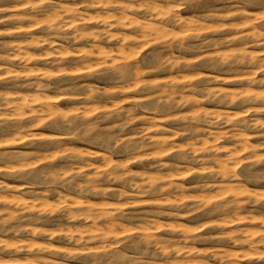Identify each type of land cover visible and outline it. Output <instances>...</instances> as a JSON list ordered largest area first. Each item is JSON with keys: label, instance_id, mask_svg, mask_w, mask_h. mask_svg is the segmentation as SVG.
Wrapping results in <instances>:
<instances>
[{"label": "rangeland", "instance_id": "obj_1", "mask_svg": "<svg viewBox=\"0 0 264 264\" xmlns=\"http://www.w3.org/2000/svg\"><path fill=\"white\" fill-rule=\"evenodd\" d=\"M26 1L0 0V21H2L0 22V167L7 165L10 167L11 165L17 169L22 163L29 164L22 170L0 169V264H25V256L27 259L29 257L33 259V255L34 258H37V255H42V257L65 261H61L62 264L67 261L66 264H99V262L93 261L96 258L108 259L100 264H161L162 262L167 263L169 260L172 261L173 258L177 262L176 264L183 259L201 260L203 258L209 259L212 264H218L213 256L209 255L212 250L213 253L222 254L223 247L239 251L243 249L242 246H234L232 241H217L218 237L224 236L229 229L233 231L237 227L236 229H247L250 233L256 234L264 231V227L254 224L220 228L218 224L223 222L228 214L210 210L215 207L216 203L217 205L218 203L226 204V202L235 199V194L240 191L239 185H241L240 181L234 177H229L224 181L220 174L219 164L213 159L219 155L221 158L225 155V159L228 156L226 152L224 153L226 148L239 146V149L240 145H246L245 140H248L247 145L252 146H250L251 151L240 150L241 152L237 156L239 161L236 162L237 158L229 161V168L232 166L236 169L241 182L249 189H253V193L264 197V0H157L160 8H164L165 12L168 9L169 13L164 12L165 14L163 13L164 9L160 8V14L150 12L145 6L150 0H122L123 2L120 3V0H114L117 1L115 4L114 1L107 0L109 2L105 8H95L91 4L94 0ZM136 2L144 8L137 7ZM121 3H123L122 5H131L133 8L124 11L120 7ZM171 3L172 5L167 6ZM62 5L65 8L60 7ZM74 7L76 11H69ZM169 9L171 10L169 11ZM242 9H245V12ZM173 10L174 12H172ZM45 11L49 13L46 14ZM78 11H82V13ZM86 11L89 15L86 14ZM122 11L133 16L137 14L135 16L138 19L129 14L123 15ZM107 12L112 13V16ZM177 13L185 15L183 18H188V22L197 20L199 24L195 22L189 26L187 24H173L172 26L171 24L170 29L167 28L166 31L152 33L154 36L148 32L146 36L141 35L145 33L142 30V25L145 26L147 20V22L162 24V21L165 20H162L164 17L161 16H173ZM208 13H212V16ZM49 14L51 16H48ZM113 14L118 17L119 21L126 17L121 21L122 24L120 23L123 27L118 24V19L116 20ZM102 16H105L106 21L101 18ZM119 16L124 17L120 18ZM89 17H93L92 21ZM88 18L90 20L85 21ZM127 18L132 20H127ZM73 20L77 22H73ZM135 20L139 23L137 24ZM249 20H251L250 25ZM108 23L113 26L109 28ZM185 27L189 32L187 30L185 32ZM26 29L28 30L26 31ZM78 29L79 32H77ZM3 30L6 32L3 33ZM119 30H122V33ZM108 31L111 34H108ZM118 36L120 37L117 38ZM142 36H144L143 39H140ZM31 42L33 43L31 44ZM36 43L39 44L35 45ZM126 50H130V52ZM136 67L141 69L131 71ZM123 71L128 77L121 73ZM122 75L124 76L122 77ZM93 88L95 90H92ZM181 89L180 93L183 96L178 94ZM194 93L199 95V98ZM19 95L28 96L31 106L17 107V104L19 106ZM186 95L187 97H185ZM220 95L222 96L220 97ZM32 98H43L50 101L55 99L59 102L49 110L44 107V104L32 102ZM192 98L194 99L192 100ZM42 109L43 111H41ZM145 119L149 121V124L147 121H143ZM246 121H249L248 127H245ZM225 135L226 138H224ZM161 138L168 139L167 147L160 148L154 144ZM2 144L4 146H1ZM135 144L139 145L135 146ZM137 146L142 148L138 149ZM166 149L169 151L166 152ZM26 152L29 155L22 160L19 154ZM104 153L108 154L111 160L101 159ZM208 157L210 158L208 159ZM85 161L93 164L90 166ZM120 165H123L124 168ZM94 166H97L96 169ZM58 170L61 171L58 172ZM151 170L158 171L154 173L155 171ZM53 173L55 177H53ZM123 174L124 176H122ZM156 174L160 178L157 181L159 187L168 188L167 184H171L169 192L162 191L159 187L155 190L148 188L150 186L148 176ZM90 177L97 185V191L90 187L94 184L88 180ZM168 178L171 180H167ZM200 180L201 182H199ZM180 182L182 184L179 186L184 188L182 190L175 189ZM8 184L14 188L6 187ZM102 185L106 189L101 188ZM198 186L201 189H198ZM203 186L206 187L203 188ZM68 195L72 197L68 198ZM167 197L173 199L172 206L162 204ZM246 198L239 195L238 200L245 201ZM82 199L97 206H103L107 208L105 210L113 211L111 213L122 219L121 221L126 227L123 226V229H120L122 236L118 239L103 238L102 235L91 239L86 236L87 240L83 239L79 246L75 241L79 237L78 235L74 239L67 238L69 235L64 231H67L69 227H74L75 222L76 226L92 224L91 220L71 221L66 215L67 210L69 212L72 210L78 212L77 209L83 211L84 208L74 206L77 200L82 201ZM108 203L111 205L109 206ZM6 207H8L7 210ZM113 207L115 208L113 209ZM247 207L240 210L239 215L245 216L254 212L252 205ZM12 209L16 213H10ZM3 210L5 211L3 212ZM171 211L175 214L169 216L168 213ZM184 212L186 217L179 215L185 214ZM33 214L34 216L37 214L38 217H34ZM216 214L218 215L216 216ZM13 215L20 217H13ZM37 218L40 219L37 220ZM145 220L150 222L147 221V223ZM69 221L72 222V226L68 224ZM155 221L158 222L155 223ZM98 222L103 226L105 224V220ZM143 222L147 226L143 225ZM161 222L165 224L160 225ZM174 222H179V224L174 225ZM216 223L218 224L216 225ZM173 225L174 227H172ZM201 226L203 227L200 228ZM168 227L172 229H168ZM38 228L43 229V235H35L34 230L37 231ZM156 228L157 230H155ZM53 230L57 233H54ZM213 233L214 235L210 236ZM183 234L188 236V240H183ZM31 238L33 242L29 240ZM242 238L244 237L242 236ZM146 241L152 242L148 245L145 243ZM97 242L103 243L99 246ZM42 243L43 245L56 244L61 248L69 246L67 249L71 248L68 250L72 252L70 254L68 251L40 252L38 248L42 246ZM157 243L158 245H155ZM103 244H106L105 248ZM172 244H176L175 247ZM162 245L168 247V255L163 253ZM189 245L193 248H190ZM29 246L31 247L29 248ZM84 248L86 249L84 250ZM180 249L184 254L177 253ZM188 249L192 251L189 253ZM198 251L206 252L199 254ZM118 253H125V258H117L116 254ZM13 256L18 260L14 261ZM195 256L198 257L195 258ZM154 259H157V262ZM248 263L263 264L264 261L242 262V264Z\"/></svg>", "mask_w": 264, "mask_h": 264}, {"label": "bare ground", "instance_id": "obj_2", "mask_svg": "<svg viewBox=\"0 0 264 264\" xmlns=\"http://www.w3.org/2000/svg\"><path fill=\"white\" fill-rule=\"evenodd\" d=\"M27 1H30V0H27ZM26 1V2H27ZM110 1V0H109ZM109 1H103V0H98V1H96L95 2V0H94V2H92L91 4H93V6L95 7V8H105V6H106V4L109 2ZM112 1H114V0H112ZM119 1V0H118ZM122 0H120L119 1V3L121 2ZM124 1V0H123ZM122 1V2H123ZM166 1V0H165ZM22 2H24V1H22ZM91 2V1H90ZM117 1H114V4L116 3ZM132 2V1H131ZM159 1H157V0H150V1H148L147 2V4H145V6L147 7V9L150 11V12H153V13H157V14H160V9H164V8H160L161 6H160V4L158 3ZM176 3H177V1H175ZM111 3V2H110ZM125 3H126V1H125ZM124 3V4H125ZM137 3V2H136ZM140 3H141V1H140ZM144 3V2H143ZM160 3H161V1H160ZM166 3V2H165ZM164 3V4H165ZM13 4V3H12ZM27 4V3H26ZM25 4V5H26ZM28 4H29V2H28ZM32 4V3H31ZM57 4V3H56ZM61 4H63V3H61ZM81 4H83L82 2H81ZM123 3H121L120 4V7L121 8H123L124 9V11H126V10H128V9H132L133 7L130 5H122ZM138 4V3H137ZM163 4V3H162ZM163 4V5H164ZM182 4V3H181ZM207 4V3H206ZM14 5V4H13ZM19 5V4H18ZM63 5H65V4H63ZM60 6V7H64V6ZM76 5V4H75ZM74 5V6H75ZM133 5V4H132ZM141 5V4H140ZM166 5V4H165ZM169 5H172V3L171 4H167V6H169ZM177 5V4H176ZM238 5V4H237ZM31 6V5H30ZM177 6H179V5H177ZM181 6V5H180ZM209 6V5H208ZM225 6V5H224ZM230 6H232V5H230ZM19 7V6H18ZM56 7V6H55ZM65 7H66V5H65ZM64 7V8H65ZM68 7H69V5H68ZM71 7V6H70ZM77 7V6H76ZM132 7V8H131ZM137 7H143L144 8V6H139V4H138V6ZM229 7V6H228ZM17 8V7H16ZM45 8V7H44ZM53 8V7H52ZM72 8V7H71ZM135 8H136V6H135ZM160 8V9H159ZM205 8V7H204ZM208 8V7H207ZM225 8V7H224ZM70 9V8H69ZM68 9V10H69ZM119 10H120V8H118ZM137 9H139V8H137ZM234 9H236V8H234ZM67 10V9H66ZM97 10V9H96ZM109 10V9H108ZM162 10H161V12H162ZM171 9H169V11H170ZM239 10V9H238ZM243 10V9H242ZM245 10V9H244ZM243 10V11H244ZM29 11V10H28ZM53 11V10H52ZM69 11H76V9H75V7L73 8V9H71V10H69ZM83 11H85V10H83ZM88 11V10H87ZM87 11H86V14L87 15H89L88 13H87ZM110 11V10H109ZM118 11V10H117ZM175 11H177V10H175ZM208 11V10H207ZM211 11V10H210ZM228 11V10H227ZM46 12V11H45ZM55 12V11H54ZM64 12V11H63ZM78 12H81L82 13V11H78ZM105 12V11H104ZM119 12V11H118ZM165 12V9L163 10V13ZM166 12H168V9H167V11ZM165 12V13H166ZM172 12H174V10L172 11ZM178 12H180V11H178ZM202 12H204V11H202ZM201 12V13H202ZM206 12V11H205ZM240 12V11H239ZM242 12V11H241ZM245 12V11H244ZM30 13V12H29ZM49 12H46V14H48ZM53 13V12H52ZM68 13V12H67ZM108 14H110V12H107ZM106 13V14H107ZM121 13V12H120ZM122 13H124L123 15H132V14H130V13H128V14H125V12H123L122 11ZM121 13V14H122ZM143 13V12H142ZM164 13V14H165ZM169 13V12H168ZM167 13V14H168ZM214 13H215V11H214ZM222 13V12H221ZM220 13V14H221ZM246 13H248V12H246ZM54 14V13H53ZM59 14V13H58ZM107 14V15H108ZM112 14V13H111ZM110 14V15H111ZM119 14V13H118ZM164 14H162V15H164ZM170 14H171V12H170ZM206 14H207V12H206ZM210 13H208V15H209ZM212 14V13H211ZM210 14V15H211ZM218 14V13H217ZM15 15V14H14ZM27 15V14H26ZM62 15V14H61ZM113 15H115V14H113ZM135 15H137V14H135ZM134 15V16H135ZM202 15H204V14H202ZM18 16V15H17ZM19 16H21L20 14H19ZM48 16H51L50 14L48 15ZM84 16V15H83ZM97 16H99V15H97ZM106 16V15H105ZM105 16H102L101 18L103 19ZM112 16V15H111ZM118 16V15H117ZM121 16V15H120ZM119 16V17H120ZM133 15H132V17H134ZM149 16H150V13H149ZM155 16L156 17H158L156 14H155ZM160 16V15H159ZM166 16V15H165ZM165 16H161V17H164L162 20H165V21H162V24H159V23H151V21H149V22H147L146 20V23H145V26L144 25H142L143 26V32H145V33H140L141 35H143L144 34V36H146V33L148 32V33H150V34H157L158 32H163V31H166L167 30V28H169V27H171L170 25L172 24V26H173V24L174 25H176V24H182V25H184V24H187V26H189V24H191V23H193V22H195L194 20H190L191 18V15H190V22H188V18H186V19H184L183 18V16L185 17V15H181V14H178L177 13V15H173V16H167V17H165ZM200 16V15H199ZM212 16V15H211ZM27 17V16H26ZM29 17V16H28ZM43 17V16H42ZM114 18L116 17V15L115 16H113ZM113 17H111V18H113ZM122 17H124V16H122ZM122 17H120V18H122ZM129 17H131V16H129ZM136 18H137V16H135ZM134 17V18H135ZM187 17V16H186ZM206 17H207V15H206ZM215 17H216V15H215ZM3 18V17H2ZM10 18V17H9ZM62 18V17H61ZM83 18V17H82ZM90 19H91V21H92V18L93 17H89ZM88 18V20L86 19H84L85 21H89L90 19ZM135 18V19H136ZM140 18V17H139ZM155 18V17H154ZM197 18V17H196ZM210 18H212V17H210ZM218 18V17H217ZM220 18V17H219ZM218 18V19H219ZM248 18V17H247ZM246 18V19H247ZM6 19V18H5ZM118 19V17H116V20ZM126 19V17L124 18V19H121L120 21H119V19H118V21L117 22H119L118 24L120 25V23H121V21L122 20H125ZM129 18H127V20H128ZM138 19V18H137ZM143 19H144V17H143ZM215 19V18H214ZM17 20V19H16ZM28 20V19H27ZM70 20V19H69ZM72 20V19H71ZM83 20V19H82ZM104 20H105V18H104ZM129 20H132V19H129ZM139 20H141V19H139ZM153 20V19H152ZM239 20H242V19H239ZM238 20V21H239ZM244 20V19H243ZM95 22H98L97 20H94ZM106 21V20H105ZM142 21V20H141ZM145 21H143V22H145ZM154 21V20H153ZM205 21V20H204ZM213 21V20H212ZM217 21V20H216ZM244 21H246V20H244ZM250 22H249V25H250V23H251V20H249ZM0 22H2V21H0ZM17 22H18V20H17ZM41 22V21H40ZM63 22V21H62ZM69 22V21H68ZM73 22H77V21H74L73 20ZM72 22V23H73ZM100 22H101V20H100ZM102 22H103V20H102ZM116 22V23H117ZM124 22H126V21H124ZM134 22V21H133ZM135 22L137 23V21L135 20ZM142 22V23H143ZM158 22V21H157ZM201 22H203L202 20H201ZM253 22V21H252ZM43 23V22H42ZM67 23V22H66ZM70 23V22H69ZM130 23V22H129ZM128 23V24H129ZM139 23V22H138ZM137 23V24H138ZM195 23H198L197 22V20H196V22ZM21 24V23H20ZM68 24V23H67ZM109 24V23H108ZM108 24H107V27H108ZM122 24V23H121ZM159 24V25H158ZM199 24V23H198ZM237 24V23H236ZM235 24V25H236ZM58 25V24H57ZM71 25V24H70ZM103 25H105V24H103ZM124 25V24H123ZM131 25H133L132 24V22H131ZM140 25V24H139ZM111 26H113V24H109V28L111 27ZM116 26V25H115ZM121 26V25H120ZM129 26H130V24H129ZM141 26V25H140ZM141 26V27H142ZM246 26V25H245ZM248 26V25H247ZM58 27H60V26H58ZM121 27H123V26H121ZM124 27H126V26H124ZM250 27H252V26H250ZM249 27V28H250ZM81 28V27H80ZM191 28V27H190ZM193 28H195V27H193ZM235 28H237L236 26H235ZM248 28V29H249ZM6 29V28H5ZM20 29V28H19ZM23 29V28H22ZM57 29V28H56ZM76 29V28H75ZM170 29V28H169ZM172 29V28H171ZM174 29V28H173ZM252 29H253V27H252ZM12 30V29H11ZM28 29H26V31H27ZM66 30V29H65ZM98 30V29H97ZM102 30V29H101ZM110 30V29H109ZM123 30V29H122ZM121 30V31H122ZM175 30V29H174ZM186 30H187V27H185V32H186ZM190 30H192V29H190ZM80 30L78 29V31L77 32H79ZM120 30H119V32H121ZM124 31V30H123ZM173 31V30H172ZM188 31V30H187ZM256 31H257V29H256ZM261 31V30H260ZM6 32V31H5ZM4 32V30H3V33H5ZM8 32V31H7ZM83 32V31H82ZM103 33L104 32H106V31H102ZM140 32H141V30H140ZM169 32V31H168ZM189 32V31H188ZM263 32V31H262ZM1 33V32H0ZM97 33V32H96ZM107 33V32H106ZM105 33V34H106ZM110 33V31H108V34ZM122 33V32H121ZM124 33V32H123ZM264 33V32H263ZM32 34V33H31ZM75 34V33H74ZM111 34V33H110ZM114 34H116V33H114ZM125 34V33H124ZM127 35H128V33H126ZM125 34V35H126ZM129 34H130V32H129ZM149 34V35H150ZM152 34V36H154ZM252 34V33H251ZM96 35V34H95ZM246 35V34H245ZM32 36V35H31ZM72 36H73V34H72ZM75 36V35H74ZM81 36V35H80ZM89 36H91V35H89ZM102 36V35H101ZM122 36V35H121ZM124 36V35H123ZM144 36H142L140 39H143V37ZM148 36V35H147ZM158 36V35H157ZM159 36H160V34H159ZM106 37V36H105ZM120 36H118L117 38H119ZM125 37V36H124ZM139 37V36H138ZM193 37V36H192ZM239 37V36H238ZM28 38V37H27ZM38 38V37H37ZM74 38V37H73ZM128 38V37H127ZM131 38H132V35H131ZM157 38V37H156ZM240 38V37H239ZM243 38V37H242ZM26 39V38H25ZM104 39V38H103ZM107 40H110V39H108V38H106ZM105 39V40H106ZM241 39V38H240ZM27 40V39H26ZM33 40V39H32ZM34 40H35V38H34ZM75 40V39H74ZM130 40V39H129ZM124 41V40H123ZM255 41V40H254ZM253 41V42H254ZM43 42V41H42ZM96 42V41H95ZM8 43V42H7ZM33 42H31V44H32ZM40 43V42H39ZM38 43V44H39ZM54 43V42H53ZM90 44H92L91 42H89ZM99 43V42H98ZM188 43V42H187ZM22 44V43H21ZM37 43L35 44V45H38ZM50 44H52V43H50ZM120 45V44H119ZM5 46V45H4ZM16 46V45H15ZM19 46V45H18ZM28 46V45H27ZM33 46V45H32ZM95 46V45H94ZM121 46V45H120ZM14 47V46H13ZM19 47H21V46H19ZM59 47V46H58ZM127 46L125 45V48H126ZM130 47V46H129ZM165 47V46H164ZM183 47V45L181 46V48ZM60 48H62V47H60ZM93 48V47H92ZM131 48V47H130ZM133 48H135L134 47V45H133ZM204 48V47H203ZM29 49V48H28ZM56 49V48H55ZM90 49V48H89ZM123 49V48H122ZM127 49V48H126ZM15 50H16V48H15ZM54 50V49H53ZM52 50V51H53ZM67 50V49H66ZM91 50V49H90ZM131 51H134V50H132V49H130ZM130 50H126V51H129L130 52ZM137 50V49H136ZM136 50H135V52H136ZM9 51V50H8ZM56 51V50H55ZM63 51V50H62ZM101 51V50H100ZM125 51V50H124ZM191 51V50H190ZM17 52V51H16ZM22 52V51H21ZM58 52V51H57ZM90 52V51H89ZM105 52V51H104ZM103 52V53H104ZM166 53V52H165ZM178 53V52H177ZM176 53V54H177ZM180 53V52H179ZM178 53V54H179ZM191 53V52H190ZM9 54V53H8ZM84 54H87V53H84ZM129 54V53H128ZM131 54V53H130ZM135 54V53H134ZM156 54V53H155ZM5 55V54H4ZM94 55V54H93ZM7 56V55H6ZM130 56V55H129ZM19 57V56H18ZM8 58V57H7ZM26 58V57H25ZM250 58V57H249ZM246 60V59H245ZM51 61V60H50ZM173 62H175V61H173ZM20 64V63H19ZM3 66V65H2ZM6 67V66H5ZM10 67V66H9ZM184 67V66H183ZM183 67H182V69H183ZM141 68L140 67H136L135 69H132L131 71H133V70H135V71H139ZM173 69H174V67H173ZM146 70V69H145ZM130 71V72H131ZM134 71V72H135ZM128 72V71H127ZM122 74H125L126 72L125 71H123V72H121ZM129 73V72H128ZM136 73V72H135ZM178 73V72H177ZM180 73H182V72H180ZM185 73V72H184ZM130 74V73H129ZM256 74V73H255ZM187 75H189V74H187ZM124 75H122V77H123ZM125 76H127L126 74H125ZM210 76V75H209ZM128 77V76H127ZM184 78V77H183ZM217 78V77H216ZM131 79V78H130ZM189 80V79H188ZM35 81V80H34ZM49 84V83H48ZM81 84H83V83H81ZM89 84H91V83H89ZM185 85V84H184ZM28 86V85H27ZM250 86V85H249ZM36 87V86H35ZM34 87V88H35ZM41 87V86H40ZM86 87H87V85H86ZM89 87V86H88ZM203 87H205L206 88V86H203ZM96 88V87H95ZM171 88V87H170ZM187 88V87H186ZM191 88V87H190ZM200 88V87H199ZM208 88V87H207ZM212 88V87H211ZM42 89V88H41ZM184 89H185V87H184ZM183 89V90H184ZM201 89V88H200ZM202 89H204V88H202ZM209 90H210V88H208ZM208 89H207V91H208ZM15 90V89H14ZM23 90V89H22ZM92 90H95L94 88L92 89ZM196 90V89H195ZM220 90V89H219ZM46 91V90H45ZM180 91H182V89L181 90H179V93L178 94H180V96H183V94L181 95V93H180ZM221 91V90H220ZM219 91V92H220ZM8 92V91H7ZM16 93H17V91H15ZM29 92V91H28ZM159 92V91H158ZM202 92V91H201ZM34 93V92H33ZM97 93V92H96ZM166 93H167V91H166ZM189 93V92H188ZM188 93H184V94H188ZM198 93V92H197ZM200 93V92H199ZM203 93H204V91H203ZM208 93V92H207ZM213 93V92H212ZM240 93V92H239ZM261 93V92H260ZM263 93V92H262ZM4 94V93H3ZM154 94V93H153ZM174 94H176V93H174ZM195 94V93H194ZM229 94V93H228ZM258 94V93H257ZM6 95V94H5ZM41 95V94H40ZM196 95V94H195ZM194 95V96H195ZM211 95V94H210ZM224 95V94H223ZM259 95V94H258ZM1 96V95H0ZM18 96V95H17ZM42 96V95H41ZM146 96V95H145ZM193 96V95H192ZM197 96V95H196ZM195 96V97H196ZM199 96V95H198ZM197 96V97H198ZM201 96H203V95H201ZM208 96V95H207ZM218 96V95H217ZM222 95H220V97H221ZM230 96V95H229ZM44 97V96H43ZM45 97H46V95H45ZM72 97V96H71ZM185 97H187V95L185 96ZM188 97H189V95H188ZM204 97V96H203ZM228 97V96H227ZM232 97V96H231ZM8 98V97H7ZM14 98H16V97H14ZM19 106H18V104H17V107H27V106H31L30 105V98L28 97V96H26V95H19ZM58 98V97H57ZM62 98H64V97H62ZM153 98V97H152ZM191 98V97H190ZM189 98V99H190ZM199 98V97H198ZM223 98V97H222ZM54 99V98H53ZM194 98H192V100H193ZM227 98H225V100H226ZM232 99V98H231ZM240 99V98H239ZM243 99V98H242ZM263 99H264V96H263ZM184 100V99H183ZM186 100H187V98H186ZM186 100H185V102H186ZM248 100H249V98H248ZM4 101H6V100H4ZM196 101V100H195ZM227 101H229L228 99H227ZM32 102H36V103H39V104H44L45 106L44 107H47V109L49 108V110L53 107V106H55L56 105V103L57 102H59V100H44L43 98H32ZM6 103H7V101H6ZM101 103V102H100ZM179 103V102H178ZM183 105V104H182ZM239 105V104H238ZM8 106V105H7ZM35 106V105H34ZM42 106V105H41ZM158 106V105H157ZM6 107V106H5ZM201 107V106H200ZM19 108V109H20ZM58 108V107H57ZM56 108V109H57ZM126 108V107H125ZM29 109V108H28ZM201 109V108H200ZM134 110V109H133ZM197 110V109H196ZM37 111V110H36ZM41 111H43V109L41 110ZM52 111V110H51ZM50 111V112H51ZM200 111V110H199ZM205 111V110H204ZM212 111V110H211ZM27 112V111H26ZM132 112H134V111H132ZM23 113V112H22ZM194 113V112H193ZM33 114V113H32ZM35 114V113H34ZM52 114V113H51ZM199 114V113H198ZM208 114V113H207ZM47 115V114H46ZM126 115V114H125ZM32 116H34V115H32ZM84 116V115H83ZM133 116V115H132ZM145 116V115H144ZM199 116V115H198ZM194 117V116H193ZM228 117V116H227ZM144 118V117H143ZM178 118V117H177ZM43 119V118H42ZM40 120V119H39ZM44 120V119H43ZM202 120V119H201ZM213 120V119H212ZM256 120H258V119H256ZM22 121V120H21ZM129 121V120H128ZM131 121V120H130ZM144 122L145 121H147L146 119L145 120H143ZM259 121V120H258ZM38 122V121H37ZM41 122V121H40ZM149 121H147V123H148ZM252 122V121H251ZM260 122V121H259ZM258 122V123H259ZM146 123V124H147ZM155 123V122H154ZM205 123V122H204ZM217 123V122H216ZM246 123V125H245V127H248V125H249V121H246L245 122ZM256 123V122H255ZM264 123V122H263ZM35 125H36V123H34ZM127 124V123H126ZM149 124V123H148ZM253 124H254V122H253ZM259 124H261V123H259ZM21 125V124H20ZM92 125V124H91ZM193 125V124H192ZM244 125V124H243ZM254 125H256V124H254ZM261 125H263V124H261ZM30 126V125H29ZM134 126V125H133ZM151 126V125H150ZM195 126V125H194ZM31 127V126H30ZM154 127V126H153ZM193 127V126H192ZM199 128V127H198ZM250 128V127H249ZM10 129V128H9ZM165 129V128H164ZM197 129V128H196ZM232 129V128H231ZM148 130V129H147ZM154 130V129H153ZM159 130H161V129H159ZM200 130V129H199ZM244 130H246V129H244ZM18 131V130H17ZM155 131H158V130H155ZM188 131V130H187ZM14 132V131H13ZM24 132V131H23ZM145 132V131H144ZM153 132V131H152ZM176 133V132H175ZM174 133V134H175ZM179 134V133H178ZM177 134V135H178ZM235 134V133H234ZM238 134H240V133H238ZM221 135H224V134H221ZM1 136V135H0ZM58 137V136H57ZM188 137V136H187ZM235 137V136H234ZM237 137V136H236ZM239 137V136H238ZM244 137V136H243ZM2 138V137H1ZM23 138V137H22ZM150 138V137H149ZM153 138H156V137H153ZM168 138V137H167ZM169 138H171V137H169ZM224 138H226V135L224 136ZM24 139V138H23ZM44 139V138H43ZM49 139V138H48ZM51 139V138H50ZM54 139H56V138H54ZM142 139V138H141ZM220 139H222V138H220ZM231 139V138H230ZM236 139V138H235ZM237 139H239V138H237ZM241 139V138H240ZM246 139V138H245ZM248 139V138H247ZM218 140V139H217ZM16 141V140H15ZM35 141V140H34ZM33 141V142H34ZM60 141V140H59ZM152 141H154V140H152ZM173 141V140H172ZM246 141V145L245 144H243V145H240V143H239V145H240V148L238 149V147L239 146H234L233 148H226L225 149V151H224V153L226 152V154L228 155L225 159H224V157H225V155H224V157L223 158H221V157H219V156H221V155H219V156H217L216 154H215V156H217V157H215L213 160L214 161H216L217 162V164H219V168H220V174H221V176H222V178L224 179V181L225 180H227L229 177H234V179H238L239 181H240V184L241 185H239V190L240 191H238V193L237 194H235L236 195V198L235 199H233V200H231V201H229V202H226V204H222V203H218V205H217V203L215 204V207L214 208H212V209H210V210H212V211H214V212H217V213H219V212H222V213H224V214H228V217L223 221V222H221L220 224H218V223H216V225L218 224V226L220 227V228H229V227H235V226H237V225H240V224H254V225H260V226H262V227H264V197L263 196H261V197H259V196H257V194H255V193H253V189H249L243 182H241L242 180H240V175L237 173V171H236V169L235 168H233L232 166H230V168H229V163L231 162V160L233 159H236L237 158V161L236 162H238L239 160H238V155L240 154V152L241 151H243V150H250V146L251 145H247V141L248 140H245ZM8 142V141H7ZM17 142V141H16ZM207 142V141H206ZM236 142V141H235ZM234 142V143H235ZM3 143H4V141H3ZM13 143V142H12ZM23 143V142H22ZM142 144H144V143H142ZM150 144H152V143H150ZM154 144H157L160 148H165V147H167V145H169L168 144V139H160V140H158V141H156V143H154ZM208 144V143H207ZM9 145V144H8ZM136 145H139V144H135V146ZM236 145H237V143H236ZM253 145V144H252ZM1 146H4L3 144L1 145ZM7 146V145H6ZM144 146V145H143ZM146 146V145H145ZM150 146V145H149ZM153 146H155V145H153ZM157 146V147H158ZM256 146V145H255ZM255 146H253V147H255ZM138 147V146H137ZM156 147V148H157ZM158 147V148H159ZM193 147V146H192ZM252 147V146H251ZM140 148H142V147H140ZM139 147H138V149H140ZM1 149V148H0ZM55 149V148H54ZM134 149V148H133ZM137 149V150H138ZM172 149V148H171ZM179 149V148H178ZM199 149V148H198ZM162 150V149H161ZM204 150V149H203ZM202 150V151H203ZM207 150V149H206ZM219 150V149H218ZM241 150V151H240ZM8 151V150H7ZM67 151V150H66ZM134 151H136V150H134ZM166 152H168L169 150L168 149H166L165 150ZM179 151V150H178ZM216 151V150H215ZM251 151V150H250ZM39 152V151H38ZM95 152V151H94ZM185 152V151H184ZM37 153V152H36ZM91 153V152H90ZM128 153V152H127ZM139 153V152H138ZM142 153V152H141ZM95 154H96V152H95ZM132 154V153H131ZM162 154H164V153H162ZM209 154V153H208ZM28 153L26 152V153H22V154H19V157H21V159L23 160V159H26L27 157H28ZM165 155H167V154H165ZM183 155V154H182ZM185 156H186V154H184ZM212 156L214 155V154H211ZM129 156V155H128ZM127 156V157H128ZM158 157V156H157ZM189 157V156H188ZM206 157V156H205ZM204 157V158H205ZM184 158V157H183ZM190 158V157H189ZM188 158V159H189ZM197 158V157H196ZM204 158H203V160H204ZM210 157H208V159H209ZM101 159H110V156L108 155V154H106V153H104V154H102V156H101ZM128 159H129V157H128ZM206 159V158H205ZM111 160V159H110ZM161 160H163V159H161ZM202 160V159H201ZM106 161V160H105ZM206 161V160H205ZM209 161V160H208ZM230 161V162H229ZM7 162V161H6ZM70 162V161H69ZM87 161H85V163H86ZM112 162H114V161H112ZM124 162V161H123ZM158 162H160V161H158ZM233 162V161H232ZM20 163V162H19ZM88 163V162H87ZM179 163V162H178ZM183 163V162H182ZM181 163V164H182ZM186 163V162H185ZM23 164V163H22ZM21 164V166L20 167H17V169H19V170H22V169H25L24 167H27L26 165H28L29 166V164H23L22 165ZM71 164V163H70ZM75 164V163H74ZM88 164H90V166L93 164V163H88ZM116 164V163H115ZM120 164V163H119ZM163 164V163H162ZM167 164V163H166ZM20 165V164H19ZM32 165H33V163H32ZM32 165H31V167H32ZM38 165H39V163H38ZM83 165V164H82ZM118 165V164H117ZM124 165V164H123ZM123 165H120V166H122L123 167ZM141 165H143V164H141ZM147 165V164H146ZM175 165H176V163H175ZM174 165V166H175ZM178 165V164H177ZM235 165H237V164H235ZM86 166H88L89 167V165H86ZM97 166H99V165H97ZM96 166V167H97ZM116 166V165H115ZM119 166V165H118ZM145 166V165H144ZM154 166V165H153ZM161 166V165H160ZM163 166V165H162ZM170 166V165H169ZM178 166H180V165H178ZM181 166H183V165H181ZM11 167V168H10ZM10 167H9V165H7V166H5V167H0V169L1 168H3V169H5V170H17V169H15L16 167H12L11 165H10ZM57 167V166H56ZM87 167V168H88ZM93 167V166H92ZM96 167L94 166V168L96 169ZM106 167H108V166H106ZM129 167V166H128ZM148 167V166H147ZM150 167V166H149ZM152 167V166H151ZM159 167V166H158ZM168 167V166H167ZM166 167V168H167ZM232 167V168H231ZM81 168H83L84 169V167H81ZM86 168V167H85ZM99 168V167H98ZM124 168V167H123ZM132 168V167H131ZM171 168V167H170ZM186 168V167H185ZM80 169V168H79ZM99 169H101V168H99ZM144 169V168H143ZM142 169V170H143ZM156 169V168H155ZM169 169V168H168ZM173 169V168H172ZM175 169V168H174ZM167 170V169H166ZM247 170V169H246ZM251 170H252V168H251ZM32 171V170H31ZM59 171H61V170H58V172ZM65 171V170H64ZM76 171V170H75ZM80 171V170H79ZM113 171V170H112ZM144 171V170H143ZM147 171V170H146ZM151 171H155L154 173H156L157 171L156 170H151ZM162 171V170H161ZM161 171H159V172H161ZM173 171V170H172ZM177 171V170H176ZM211 171V170H210ZM249 171H250V168H249ZM53 172V171H52ZM66 172V171H65ZM82 172V171H81ZM111 172V171H110ZM147 172H150V171H147ZM158 172V173H159ZM212 172V171H211ZM253 172H255L256 173V171L255 170H253ZM50 173V172H49ZM83 173V172H82ZM97 173H99L98 171H97ZM120 173H121V171H120ZM126 173V172H125ZM152 173V172H151ZM197 173H198V171H197ZM200 173V172H199ZM214 173V172H213ZM254 173V175H256ZM261 173H263V172H261ZM110 174V173H109ZM108 174V175H109ZM116 174H118V172H116ZM135 174V173H134ZM163 174H164V172H163ZM168 174V173H167ZM210 174V173H209ZM212 174V173H211ZM219 174V175H220ZM46 175V174H45ZM52 175V174H51ZM56 175V174H55ZM58 175H60V174H58ZM94 176H95V174H93ZM97 175V174H96ZM113 175V174H112ZM128 175H130L129 173H128ZM137 175V174H136ZM139 175V174H138ZM179 175V174H178ZM177 175V176H178ZM184 175V174H183ZM202 175V174H201ZM213 175V174H212ZM212 175H209V176H211V177H213ZM216 175H217V173H216ZM258 175V174H257ZM63 176V175H62ZM111 176V175H110ZM122 176H124V174L122 175ZM130 176H132V175H130ZM130 176H128V177H130ZM146 176V175H145ZM170 176H173V175H170ZM175 176V175H174ZM53 177H55L54 176V173H53ZM60 177V176H59ZM121 177V176H120ZM135 177V176H134ZM215 177V176H214ZM258 177V176H257ZM148 178H149V185L150 186H148V188L150 187L151 188V190H155V189H157L159 186L157 185V181H158V179H160L159 177H158V175L156 174V175H150V176H148ZM172 178V177H171ZM199 178V177H198ZM204 178V177H203ZM258 178H260V177H258ZM93 178L92 177H90V179L88 178V180H90V182H92V183H94V181L92 180ZM119 179H121V178H119ZM124 179V178H123ZM129 179V178H128ZM135 179V178H134ZM139 179V178H138ZM144 179V178H143ZM166 179V178H165ZM220 179V178H219ZM136 180V179H135ZM167 180H171V179H167ZM199 180V179H198ZM247 180V179H246ZM121 181V180H120ZM126 181V180H125ZM161 181H163V180H161ZM223 181V180H222ZM230 181V180H229ZM234 181H236V180H234ZM104 182V181H103ZM145 182H147V181H145ZM160 182V181H159ZM165 182V181H164ZM168 182H170L171 183V181H168ZM199 182H201V180L199 181ZM203 182V181H202ZM238 182V181H237ZM257 182V181H256ZM2 183V182H1ZM83 183V182H82ZM130 183H132L131 181H130ZM134 183V182H133ZM137 183V182H136ZM142 183V182H141ZM195 183H197V182H195ZM30 184V183H29ZM123 184H124V181H123ZM143 184H144V181H143ZM169 184V183H168ZM167 184V186H168V188L169 187H171V184L170 185H168ZM175 184H176V182H175ZM174 184V185H175ZM182 184V182H180V184L178 183V186L177 187H175V186H173V187H175V189H183L184 187L183 186H179V185H181ZM192 184V183H191ZM198 184H200V183H198ZM205 184V183H204ZM210 184H212V183H210ZM229 184V183H228ZM134 185V184H133ZM148 185V184H147ZM161 185V184H160ZM177 185V184H176ZM203 185V184H202ZM209 185V184H208ZM212 185H214V184H212ZM218 185V184H217ZM220 185V184H219ZM78 186V185H77ZM136 186H138V185H136ZM184 186H186V185H184ZM191 186V185H190ZM200 186V185H199ZM199 186H198V189H201V188H199ZM216 186V185H215ZM226 186V185H225ZM225 186H224V188H225ZM236 186V185H235ZM6 187H8V188H12L13 186H11L10 184H8V185H6ZM91 188H92V190H94V191H97L98 190V187H97V185L94 183L92 186H90ZM130 187V186H129ZM146 187V186H145ZM204 187H206V186H203V188ZM228 187H229V185H228ZM232 187V186H231ZM14 188V187H13ZM18 188V187H17ZM21 188H23V187H21ZM101 188H104L103 187V185H102V187ZM142 189H143V187H141ZM141 188H139V189H141ZM162 191H164V190H166L167 192H169L170 191V189L171 188H166L165 186L164 187H159ZM30 189V188H29ZM58 189V188H57ZM104 189H106V188H104ZM104 189H102V190H104ZM136 189H137V187H136ZM144 189H146V188H144ZM174 189V188H173ZM214 189V188H213ZM233 189V188H232ZM7 190V189H6ZM20 190V189H19ZM31 190V189H30ZM138 190V189H137ZM205 190V189H204ZM215 190V189H214ZM15 191V190H14ZM117 191V190H116ZM120 191V190H119ZM124 191V190H123ZM198 191V190H197ZM201 191V190H200ZM203 191V190H202ZM211 191V190H210ZM217 192H218V190H216ZM233 191V190H232ZM231 191V192H232ZM37 192V191H36ZM40 192V191H39ZM113 192V191H112ZM127 192V191H126ZM139 192V191H138ZM193 192V191H192ZM208 192V191H207ZM230 192V193H231ZM233 192H236V191H233ZM232 192V193H233ZM72 193V192H71ZM119 193V192H118ZM123 193V192H122ZM173 193H176V192H173ZM178 193V192H177ZM176 193V194H177ZM187 193V192H186ZM229 193V192H228ZM229 193V194H230ZM124 194V193H123ZM127 194V193H126ZM130 194H132V193H130ZM143 194V193H142ZM180 194V193H179ZM182 194H184V193H182ZM189 194V193H188ZM200 194V193H199ZM83 195V194H82ZM121 195V194H120ZM172 195V194H171ZM232 195V194H231ZM234 195V194H233ZM239 195H241V196H243V197H247L246 199H245V201H241V200H238V197H239ZM9 196V195H8ZM38 196V195H37ZM36 196V197H37ZM40 196V195H39ZM44 196V195H43ZM47 196V195H46ZM62 196V195H61ZM65 196V195H64ZM88 196V195H87ZM119 196V195H118ZM162 197H163V195H161ZM174 196V195H173ZM201 196H203V194H201ZM222 196H223V194H222ZM221 196V197H222ZM42 197V196H41ZM72 197V196H71ZM69 195H68V198H71ZM80 198H81V196H79ZM86 197V196H85ZM120 197V196H119ZM157 197H159V196H157ZM175 197V196H174ZM220 197V196H219ZM56 198V197H55ZM58 198V197H57ZM75 198V197H74ZM91 198V197H90ZM102 198V197H101ZM135 198V197H134ZM178 198V197H177ZM216 198H218V197H216ZM227 198V197H226ZM230 198H231V196H230ZM230 198H227V199H230ZM234 198V197H233ZM4 199V198H3ZM24 199V198H23ZM41 199V198H40ZM87 199H88V197H87ZM128 199V198H127ZM162 199V198H161ZM176 199V198H175ZM189 199V198H188ZM192 199V198H191ZM198 199V198H197ZM6 200V199H5ZM28 200V199H27ZM65 201H66V199H64ZM71 200V199H70ZM79 200V199H78ZM76 201L75 202V205L74 206H76V207H79V208H84V210L83 211H81L80 209V211L77 209V211L78 212H75L76 210H72V209H70V210H72V211H68L67 210V212H66V215H68V218L71 220V221H76V220H79V219H84L85 221H90L91 220V222H92V224L91 225H88L87 226V224L84 226H76V222H75V225H74V227H69V228H67V231L65 230L64 232L66 233H68V237L67 238H69V239H74V237H76V235H78L79 237L78 238H76V244H78V246H79V244L83 241V239H85V237L86 236H89L91 239H93V238H96V237H98V236H104L103 238H109V237H114V238H116V239H118V238H120L122 235V231H120V229H123V226L125 227V225H123L124 223H122L123 221H121L122 219H119L114 213H111V212H113V211H111V209H110V211L111 212H109V210L107 211V210H105V209H107V208H105V207H103V206H97L96 204H92L91 202H89V201H86L85 199V201H83V199H82V201ZM81 200V199H80ZM110 200V199H109ZM122 200V199H121ZM183 200V199H182ZM181 200V201H182ZM211 200V199H210ZM210 200H208V201H210ZM244 200V199H243ZM11 201V200H10ZM26 201V200H25ZM38 201V200H37ZM71 201H73V199L71 200ZM130 201V198H129V200H128V202ZM132 201V200H131ZM191 201V200H190ZM199 201V200H198ZM207 201V202H208ZM9 202V201H8ZM8 202H6V203H8ZM40 202V201H39ZM44 202V201H43ZM103 202V201H102ZM146 202H149V201H146ZM155 202V201H154ZM160 202V201H159ZM175 202V201H174ZM193 202H195V201H193ZM15 203V202H14ZM18 203H19V200H18ZM123 203V202H122ZM196 203V202H195ZM8 204H10V203H8ZM23 204V203H22ZM46 204V203H45ZM109 204V203H108ZM126 204H128V203H126ZM130 204V203H129ZM133 204V203H132ZM163 205H166V206H172L173 205V199H171L170 197H167L166 198V200H165V202L164 203H162ZM187 204V203H186ZM37 205V204H36ZM99 205V204H98ZM111 205V203L109 204V206ZM174 205H176V204H174ZM190 205V204H189ZM202 205V204H201ZM211 205H214V204H211ZM217 205V206H216ZM248 205H252L253 207H254V212H252V213H250L249 215H245V216H242V215H239V212H240V210H242V209H246V207L248 206ZM21 206V205H20ZM39 206V205H38ZM71 206V205H70ZM73 206V205H72ZM179 206H181V205H179ZM5 207V206H4ZM24 207V206H23ZM22 207V208H23ZM123 207V206H122ZM182 207V206H181ZM186 207V206H185ZM188 207V206H187ZM249 207H251V206H249ZM7 208L8 207H6V210H7ZM21 208V209H22ZM66 208V207H65ZM115 207H113V209H114ZM147 208V207H146ZM178 208V207H177ZM198 208V207H197ZM24 209V208H23ZM22 209V210H23ZM26 209H27V207H26ZM29 209H31V208H29ZM37 209V208H36ZM68 209V208H67ZM109 209V208H108ZM147 209H149V208H147ZM147 209H145V210H147ZM157 209V208H156ZM160 209H162L163 210V208H160ZM209 209V208H208ZM247 209H248V207H247ZM117 210H119V209H117ZM121 210V209H120ZM132 210V209H131ZM168 210V209H167ZM251 210V209H250ZM1 211V210H0ZM5 210H3V212H4ZM19 211V210H18ZM42 211V210H41ZM44 211V210H43ZM166 211V210H165ZM174 211H177V210H174ZM209 211V210H208ZM207 211V212H208ZM248 211V210H247ZM40 212V211H39ZM52 212V211H51ZM115 212V211H114ZM180 212V211H179ZM187 212V211H186ZM190 212V211H189ZM9 213V212H8ZM8 213H7V215H8ZM10 213H12V214H14V213H16L15 211L13 212V209H12V212L10 211ZM68 213V214H67ZM122 213H124V212H122ZM163 213V212H162ZM185 213V212H184ZM206 213V212H205ZM210 213V212H209ZM27 214V213H26ZM26 214H24V215H26ZM172 214H175V213H173L172 211L171 212H169L168 213V215L169 216H171ZM176 214H178V213H176ZM199 214V213H198ZM167 215V214H166ZM179 215H182V216H185L186 215V213L185 214H179ZM215 215V214H214ZM218 214H216V216H217ZM9 216L10 217H12V215H10L9 214ZM31 216V215H30ZM33 216H34V214H33ZM35 216H37V214L35 215ZM34 216V217H35ZM142 217H143V215H141ZM144 216H145V214H144ZM151 216V215H150ZM174 216V215H173ZM7 217V216H6ZM13 217H20V216H14L13 215ZM23 217V216H22ZM27 217H28V214H27ZM38 217V216H37ZM145 217H147V216H145ZM186 217V216H185ZM199 217V216H198ZM221 217V216H220ZM40 218H43V216H40ZM40 218H37V220H39ZM47 218V217H46ZM67 218V219H68ZM148 218V217H147ZM160 218V217H159ZM222 218V217H221ZM221 218H219V219H221ZM22 219V218H21ZM150 219V218H149ZM161 219V218H160ZM197 219V218H196ZM224 219V218H223ZM6 220V219H5ZM9 220V219H8ZM16 220V219H15ZM100 220H105V224H104V226L102 225H100L99 224V222L98 221H100ZM152 220V219H151ZM157 220V219H156ZM166 220V219H165ZM168 220H170V219H168ZM181 220V219H180ZM192 220V219H191ZM211 220V219H210ZM138 221V220H137ZM146 222L148 221V220H145ZM160 221V220H159ZM175 222H176V220H174ZM182 221V220H181ZM70 222V221H69ZM142 222V221H141ZM148 222H150V221H148ZM147 222V223H148ZM154 222V221H153ZM156 222H158V221H155V223ZM174 222V223H175ZM67 223V222H66ZM72 222H70V223H68V224H71ZM129 223V222H128ZM137 223V222H136ZM178 224H179V222H177ZM177 223H175L174 225H176ZM209 223V222H208ZM36 224V223H35ZM40 224V223H39ZM38 224V225H39ZM78 224V223H77ZM158 224V223H157ZM160 225L161 224H165V223H159ZM158 224V225H159ZM167 224V223H166ZM23 225V224H22ZM21 225V226H22ZM60 225V224H59ZM143 225H145V226H147L146 224H144V222H143ZM153 225H154V223H153ZM174 225L172 226V227H174ZM185 225V224H184ZM26 226V225H25ZM37 226V225H36ZM57 226V225H56ZM63 226V225H62ZM65 226V225H64ZM71 226H72V224H71ZM76 226V227H75ZM149 226V225H148ZM155 226V225H154ZM250 226V225H249ZM259 226V227H260ZM40 227V226H39ZM58 227V226H57ZM157 227V226H156ZM203 226H201L200 228H202ZM250 227H252V225L250 226ZM254 227V226H253ZM20 228V227H19ZM37 228V227H36ZM63 228V227H62ZM65 228V227H64ZM65 228V229H66ZM126 228V227H125ZM147 228V227H146ZM152 228V227H151ZM161 228V227H160ZM162 228H163V226H162ZM170 227H168V229H169ZM178 228H181V227H178ZM237 227H235V230H233V231H230V229H229V231L227 232V233H223L224 234V236H222V237H218V239H217V241H232V243L234 244V246H242L243 247V249L241 250V251H239V250H233V249H229V248H222V250H223V253L222 254H220V253H213L212 251H211V254H209L210 256H213V258H214V260L216 261V262H218V264H242V262L244 263V262H253V261H256V260H259V262L260 261H264V231L262 232L261 231V233H259V234H256V233H250V231L249 230H247V229H236ZM59 229H61V228H59ZM154 229V228H153ZM170 229H172V228H170ZM58 230V229H57ZM63 230V229H62ZM150 230V229H149ZM155 230H157V228L155 229ZM166 230V229H165ZM185 230V229H184ZM219 230H221V229H219ZM32 232H34L35 233V235H43V229L42 230H40L39 228L37 229V231H36V229L33 231V230H31ZM46 231V230H45ZM55 230H53V232H54ZM148 231V230H147ZM146 231V232H147ZM171 231V230H170ZM253 231V230H252ZM47 232V231H46ZM52 232V230L50 231V233ZM59 232V231H58ZM61 232H63V231H61ZM63 232V233H64ZM190 232V231H189ZM188 232V233H189ZM220 232V231H219ZM225 232V231H224ZM54 233H57V231L56 232H54ZM64 233V234H65ZM217 233V232H216ZM222 233V232H221ZM53 233H51V235H52ZM166 234V233H165ZM182 234V233H181ZM187 234V233H186ZM202 234V233H201ZM207 234V233H206ZM209 234V233H208ZM167 235V234H166ZM184 235V234H183ZM214 235V233L212 234V235H210V236H213ZM219 235H221V234H219ZM152 236V235H151ZM242 236L244 237V238H242ZM66 237V236H65ZM142 237H144V236H142ZM148 237V236H147ZM166 237V236H165ZM174 237V236H173ZM181 237V236H180ZM183 237V236H182ZM181 237V238H182ZM169 238V237H168ZM16 239V238H15ZM36 239H39V238H36ZM31 242H33V239L31 238V239H29ZM28 240V241H29ZM48 240V239H47ZM85 240H87V238L85 239ZM183 240H188V236L187 235H184V238H183ZM27 241V240H26ZM153 241V240H152ZM152 241H149V242H145V243H147L148 245L149 244H151V242ZM35 242V241H34ZM47 242V241H46ZM108 242V241H107ZM144 242V241H143ZM156 242V241H155ZM162 243H164V241H161ZM166 242H170V241H166ZM17 243V242H16ZM35 243H38V242H35ZM44 243H45V240H44ZM49 243H50V241H49ZM101 243H103V242H101ZM101 243H98L97 242V244H99V246H100V244ZM105 243V242H104ZM159 243V242H158ZM158 243L157 244H155V245H158ZM176 243V242H175ZM25 244V243H24ZM23 244V245H24ZM28 244V243H27ZM26 244V245H27ZM29 244H30V242H29ZM40 244V243H39ZM39 244H36V245H39ZM46 244V243H45ZM43 245V243H42V246H40L39 248H38V250L40 251V252H54V251H56V252H66V251H68L69 253L68 254H70L72 251H69V250H71V248H68L67 249V247H69V246H66L65 248H61V247H59V246H57L56 244H47V245ZM65 244V243H64ZM71 244V243H70ZM87 244V243H86ZM107 244H109V243H107ZM160 244V243H159ZM171 244V243H170ZM181 244H183L182 242H181ZM187 244V243H186ZM190 244V243H189ZM10 245V244H9ZM21 245V244H20ZM25 245V247H27ZM31 245V244H30ZM33 245V244H32ZM35 245V244H34ZM59 245V244H58ZM61 245V244H60ZM83 245H85V244H83ZM82 245V246H83ZM104 245H106V244H103V246ZM145 245V244H144ZM173 246L174 245H176V244H172ZM188 245V244H187ZM22 246V245H21ZM90 246H91V244L88 246L89 248H90ZM110 246V245H109ZM16 247V246H15ZM19 247V246H18ZM31 246H29V248H30ZM81 247V246H80ZM170 247H171V245H170ZM175 247V246H174ZM178 247V246H177ZM177 247H176V249H177ZM184 247V246H183ZM187 247V246H186ZM189 247H190V245H189ZM214 247V246H213ZM35 248V247H34ZM99 248V247H98ZM101 248V247H100ZM99 248V249H100ZM103 248V247H102ZM104 248H105V246H104ZM103 248V249H104ZM162 250H163V253L164 254H169L168 253V247H166V246H163L162 245ZM181 248H182V246H181ZM190 248H193V246H191ZM218 248V247H217ZM248 248V249H247ZM261 248H263V250H261ZM21 249V248H20ZM74 249V248H73ZM86 248H84V250H85ZM120 249V248H119ZM175 248H174V250H176ZM183 249V248H182ZM182 249H180L177 253L180 255V254H184V252L183 251H181ZM186 249V248H185ZM197 249V248H196ZM245 249H247V250H245ZM78 250V249H77ZM81 250V249H80ZM97 250V249H96ZM178 250V249H177ZM82 251H83V249H82ZM120 251H122V250H120ZM192 251V250H191ZM189 249H188V252L190 253L191 252ZM197 252V251H196ZM205 252L206 251H203V252H201V251H198V253L199 254H202V253H204L205 254ZM210 252V251H209ZM218 252V251H217ZM222 252V251H221ZM145 253V252H144ZM138 254V253H137ZM186 254V253H185ZM208 254V253H207ZM3 255V254H2ZM10 255V254H9ZM146 255V254H145ZM125 253L123 254V253H118V254H116V257L117 258H125ZM128 256H129V254H128ZM147 256V255H146ZM206 256H208V255H206ZM240 256H242V257H240ZM14 257V256H13ZM12 257V258H13ZM29 257V256H28ZM35 256L33 255V259L32 258H28L27 259V257L25 256V258L27 259H25V264H62L61 263V261H63V260H58V259H55V258H49V257H42V255H40V256H38L37 255V258H34ZM196 257H198V256H195V258ZM240 257V258H239ZM5 258V257H4ZM15 258V257H14ZM13 258V259H14ZM134 258V257H133ZM136 258V257H135ZM179 258V257H178ZM194 258V257H193ZM20 259V258H19ZM24 259V258H23ZM166 259V258H165ZM169 259V258H168ZM172 259V258H171ZM174 259V258H173ZM172 259V261H170L169 260V262H167V263H161L160 261H159V263H161V264H176L177 262H175L174 260ZM183 259V258H182ZM199 259H200V257H199ZM16 260H18V259H16L15 258V260L14 261H16ZM65 260V259H64ZM108 259H102V258H96L95 260H93V261H95V262H99V264H100V262H105V261H107ZM135 260V259H134ZM137 260H140V259H137ZM145 260V259H144ZM150 260H152V259H150ZM155 260V259H154ZM157 260V259H156ZM155 260V261H156ZM13 261V262H14ZM81 261V260H80ZM148 261V260H147ZM179 261V260H178ZM22 262H23V260H22ZM63 262H65V261H63ZM68 262V261H67ZM66 262V263H67ZM86 262V261H85ZM154 262V261H153ZM157 262V261H156ZM65 263V264H66ZM89 263V262H88ZM91 263V262H90ZM132 263V262H131ZM69 264V263H68ZM96 264V263H95ZM105 264V263H104ZM151 264V263H150ZM153 264H156V263H153ZM178 264H212V262L209 260V259H201V260H198V259H183V260H180L179 262H178ZM249 264V263H248ZM258 264V263H257ZM264 264V263H263Z\"/></svg>", "mask_w": 264, "mask_h": 264}]
</instances>
